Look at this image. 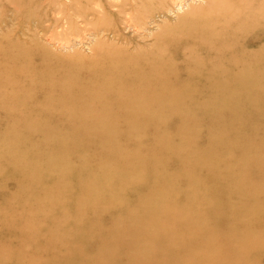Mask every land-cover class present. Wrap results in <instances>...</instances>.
Returning a JSON list of instances; mask_svg holds the SVG:
<instances>
[{"label":"rangeland","instance_id":"1","mask_svg":"<svg viewBox=\"0 0 264 264\" xmlns=\"http://www.w3.org/2000/svg\"><path fill=\"white\" fill-rule=\"evenodd\" d=\"M215 1L0 0V264H264V0Z\"/></svg>","mask_w":264,"mask_h":264},{"label":"bare ground","instance_id":"2","mask_svg":"<svg viewBox=\"0 0 264 264\" xmlns=\"http://www.w3.org/2000/svg\"><path fill=\"white\" fill-rule=\"evenodd\" d=\"M206 1L208 2L207 8H209L210 11H212V14H214V11L216 12L218 2L215 0H206Z\"/></svg>","mask_w":264,"mask_h":264}]
</instances>
